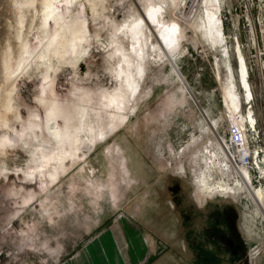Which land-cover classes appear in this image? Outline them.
Returning <instances> with one entry per match:
<instances>
[{"label": "rangeland", "instance_id": "1", "mask_svg": "<svg viewBox=\"0 0 264 264\" xmlns=\"http://www.w3.org/2000/svg\"><path fill=\"white\" fill-rule=\"evenodd\" d=\"M54 1L61 29L44 18L46 0H0V264H66L87 250L102 253V264H264V228L246 230L245 213L256 207L245 193L203 205L195 197L206 155L219 150L209 128L230 148L228 55L200 26L218 0ZM219 1L238 74V43L249 67L252 46L264 41V0ZM168 22L183 32L165 54ZM49 45H57L54 67L41 68ZM236 90L239 112L256 118L243 110V87ZM119 91L126 97L116 104ZM53 104L71 116L56 120L65 135L85 138L78 156L61 163L73 146L48 131ZM231 172L216 168L213 179L235 185Z\"/></svg>", "mask_w": 264, "mask_h": 264}, {"label": "bare ground", "instance_id": "2", "mask_svg": "<svg viewBox=\"0 0 264 264\" xmlns=\"http://www.w3.org/2000/svg\"><path fill=\"white\" fill-rule=\"evenodd\" d=\"M210 1V0H209ZM208 1V2H209ZM161 10V9H160ZM222 11V6L220 1L218 0L217 2H214L212 7H207L206 11L202 13V20L200 24L201 31L204 33L203 36L205 37L206 41L213 44V45H224L225 46V53L228 55V63H227V68L226 69V79H227V84L225 87V90L223 92V99L225 102V105L228 107L226 109H229L227 112L229 115L232 116L233 121H238L241 125H246V120L249 118L251 121H254V116L252 115V110H250L248 116H245L244 114H241V106L238 109L239 105L242 103V99L238 101V91L237 86H242L243 90H245V96L247 98H250L253 96L252 88H251V83H250V71L247 63V59L245 57L244 52L242 51V47L240 46V43H238L237 47H235V55H236V61H237V73L235 72V68L231 62V52L229 50V47L227 46L226 42V35L224 32V25L221 20V17L219 13ZM53 15L56 20L57 24L60 26L59 29L62 28V20L63 16L57 12V9L55 7V1L54 0H46V5L44 8V18H48L49 16ZM167 29L166 33L162 34L163 38L161 41V49L165 53H171L172 51L175 50V47L179 44V39L181 38L182 30L179 26L178 23H166L165 27ZM165 29V30H166ZM199 29V28H198ZM57 37H60L61 33L60 31H57ZM159 35V34H158ZM255 35V34H254ZM176 37H179L178 42L175 43L174 40ZM239 41V40H237ZM236 41V43H237ZM75 45H74V51L81 53L82 50L79 49V39L75 37ZM182 42V40H181ZM180 42V44H181ZM58 45L60 46L63 44L62 41H59L58 39ZM57 45H49L45 47L42 51V53L39 56V63L38 65L48 67V68H53L52 62L54 61L55 56L58 55V51L56 50ZM164 47V48H163ZM217 47V46H216ZM219 47V46H218ZM25 53H29L30 51L26 50ZM166 54V53H165ZM224 56V55H223ZM23 57V56H22ZM21 57V58H22ZM20 58V59H21ZM27 58V57H26ZM227 58V57H226ZM19 59V60H20ZM21 64L24 63V59H21ZM226 63V62H225ZM37 65V66H38ZM39 68V67H37ZM178 68V67H177ZM179 75L183 78L185 87L193 100L198 104V99L196 95L194 94L191 86L187 82L185 76L183 73L178 69ZM127 76V75H126ZM130 76V75H129ZM128 78V77H127ZM131 78L129 77L128 80ZM122 82H124V78H122ZM132 81V80H131ZM131 81L128 82V84H131ZM126 89V88H125ZM128 89V88H127ZM0 90H2L0 88ZM3 97V96H2ZM125 94L122 91L117 92L115 95L112 97V101L115 102L116 104L120 103L123 98H125ZM5 102L4 105L6 106H11V101H12V94L11 92L5 93ZM246 98V97H245ZM4 100V99H3ZM200 106V105H199ZM52 108L48 115H47V127L48 131L51 135H54L55 137L58 138H68L70 141H72V151L69 154H65L63 157L58 159V163L63 162L66 160L68 157L74 159L78 156L79 152V147L81 143L85 142V138L83 139L80 134L72 135L70 131L68 133H71V135H65V132L62 131L60 126L57 124L56 120L60 116H64L66 123H69L71 120V116H69L68 112L66 113V109L63 107H60L58 104H53ZM201 108V107H200ZM252 109V108H251ZM85 110V109H84ZM203 112V108H201ZM238 110V112H237ZM86 110L84 111V113ZM84 113L82 114V118H84ZM230 116V117H231ZM231 119V120H232ZM91 131H93V128H90ZM208 129V128H207ZM209 130L214 134V139L216 140L217 146L219 147V150H213L210 152V154L206 155L208 157L206 168H202L200 171V175L195 177V185L197 187V190L195 191V197L199 204L203 205L207 199L214 198L218 195H237L238 193H245L246 197L249 198L253 204L256 207V212L255 215L253 214H246L245 215V223L246 227L248 230V233L254 234L256 226L253 223L252 218L250 217H257L258 214H262L261 216L264 219V189L261 188H254L253 187V179H252V174L249 171V168L247 167L246 163L241 162L242 156H240L237 152H231V150H228L229 148L226 147L223 143L222 138L217 134L216 129L214 127H210ZM86 133V132H85ZM214 140V141H215ZM83 141V142H82ZM77 145V146H76ZM209 147V146H208ZM228 148V149H227ZM217 149V147H216ZM51 160V159H49ZM202 161V163H203ZM204 162V163H205ZM218 169L222 174H229V176H232V169H234L233 176L236 179V184L234 185L232 182L226 180L224 177H221L220 179L214 178L213 179V172ZM199 170V169H198ZM215 174V173H214ZM50 177L54 178V175L50 173ZM229 197V196H228ZM248 200V199H247ZM253 213V212H252ZM244 224V223H243ZM249 234V235H250ZM253 255L257 256L260 254L259 252L253 251ZM254 256V257H255ZM252 257V258H254ZM258 257V256H257ZM250 264H254L253 260Z\"/></svg>", "mask_w": 264, "mask_h": 264}, {"label": "built area", "instance_id": "3", "mask_svg": "<svg viewBox=\"0 0 264 264\" xmlns=\"http://www.w3.org/2000/svg\"><path fill=\"white\" fill-rule=\"evenodd\" d=\"M251 49V57L254 58L249 63V77L252 84L253 96L250 98L246 96L243 110L245 112L247 110L248 112L252 107L256 118L254 121L248 118L246 125H241L238 121H232L228 130V141L229 150L237 152L242 156L241 162L246 163L253 175L252 179L254 183L258 185L263 183L264 187V41H262V45L257 42ZM255 110H258L257 115ZM246 115L249 117L248 113ZM248 204L250 210L251 203L248 202ZM255 220L257 226L264 228L263 220L260 221L256 218ZM256 250L259 252L261 248L257 246L253 247L250 253L251 258L252 252Z\"/></svg>", "mask_w": 264, "mask_h": 264}, {"label": "crops", "instance_id": "4", "mask_svg": "<svg viewBox=\"0 0 264 264\" xmlns=\"http://www.w3.org/2000/svg\"><path fill=\"white\" fill-rule=\"evenodd\" d=\"M117 256L118 254L114 255L115 260L118 259ZM120 259H123V257L120 256ZM100 260L101 261L106 260V257L102 253L95 252L93 250H87L79 253L76 257H74L72 261H69L66 264H102Z\"/></svg>", "mask_w": 264, "mask_h": 264}, {"label": "water", "instance_id": "5", "mask_svg": "<svg viewBox=\"0 0 264 264\" xmlns=\"http://www.w3.org/2000/svg\"><path fill=\"white\" fill-rule=\"evenodd\" d=\"M245 205H246V208H248L249 204H248V203H245ZM246 214H249V213H245V215H246ZM250 217L252 218L253 223H254L255 226L257 227V222H256L255 218H254L253 216H251V215H250ZM258 238H261V236L258 235ZM248 264H249V262H248Z\"/></svg>", "mask_w": 264, "mask_h": 264}, {"label": "flooded vegetation", "instance_id": "6", "mask_svg": "<svg viewBox=\"0 0 264 264\" xmlns=\"http://www.w3.org/2000/svg\"><path fill=\"white\" fill-rule=\"evenodd\" d=\"M229 240H230V238H228ZM207 259H209L208 257H206ZM239 264H241V263H239ZM250 264V263H249Z\"/></svg>", "mask_w": 264, "mask_h": 264}]
</instances>
